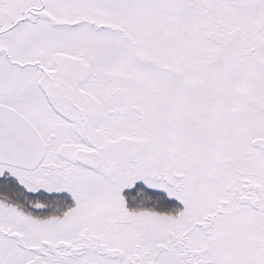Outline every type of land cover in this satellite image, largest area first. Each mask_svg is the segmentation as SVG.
Here are the masks:
<instances>
[{"label": "snow or ice", "instance_id": "obj_1", "mask_svg": "<svg viewBox=\"0 0 264 264\" xmlns=\"http://www.w3.org/2000/svg\"><path fill=\"white\" fill-rule=\"evenodd\" d=\"M0 264H264V0H0Z\"/></svg>", "mask_w": 264, "mask_h": 264}]
</instances>
